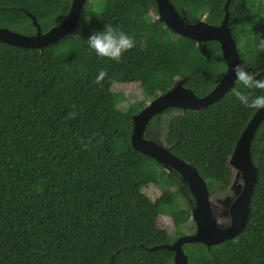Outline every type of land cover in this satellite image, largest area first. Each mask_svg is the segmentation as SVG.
I'll return each instance as SVG.
<instances>
[{"label":"trees","instance_id":"trees-1","mask_svg":"<svg viewBox=\"0 0 264 264\" xmlns=\"http://www.w3.org/2000/svg\"><path fill=\"white\" fill-rule=\"evenodd\" d=\"M227 1L171 0L189 22L214 26L225 19ZM263 2L232 0L228 8L240 63L250 68L264 69L256 47L264 19L245 51L239 33L264 11ZM71 4L0 0V28L35 35L31 14L46 33L66 19ZM155 6L154 0H93L84 7L82 17L92 19L78 24L80 34L76 28L42 49L0 42V264H174L173 251L152 248L188 234L195 199L179 173L134 149L133 117L179 80L187 79L197 96L208 95L227 63L217 41L175 33ZM106 22L142 42L119 63L87 48L88 36ZM101 70L108 75L96 84ZM119 85L139 86L145 100L122 111L127 97ZM238 91L257 94L236 82L209 108L169 109L148 126L163 130L165 147L198 170L211 194L231 186L232 153L257 111L239 103ZM113 111L121 114L115 124ZM251 156L258 177L243 232L210 248L186 244L189 264H264V121ZM154 188L161 191L156 199L149 194ZM162 216L170 217L171 231L160 225Z\"/></svg>","mask_w":264,"mask_h":264},{"label":"water","instance_id":"water-1","mask_svg":"<svg viewBox=\"0 0 264 264\" xmlns=\"http://www.w3.org/2000/svg\"><path fill=\"white\" fill-rule=\"evenodd\" d=\"M158 9L159 19L168 28L184 37L197 42L217 41L221 45L222 55L227 63V70L221 81L206 96L199 97L191 89L185 87L187 79L179 80L168 91L160 94L140 113L133 117V131L131 142L135 150L152 157L164 165L169 172L176 171L189 188L195 199L192 219L196 223V231L179 237L173 244H163L152 249H169L175 253L174 264H189V258L184 250L186 244L201 243L212 247L233 240L240 235L250 214V204L254 185L258 177V169L252 161L251 147L255 134L264 121V110H257L239 138L230 159V166L242 178L240 194L230 207L231 223L225 228L218 227L210 199V191L206 181L198 170L172 153L170 149L154 140L146 138L151 120L168 111L179 109L187 111H201L222 100L235 86V76L232 68L240 63V52L230 27L228 0L225 6L226 16L222 24L214 26L206 21L191 23L183 16L171 0H154ZM88 0H72L66 19L50 31L43 33L37 19L32 16L37 28L35 35H24L7 28H0V42L24 49H42L53 45L75 31L80 24L83 10Z\"/></svg>","mask_w":264,"mask_h":264},{"label":"clouds","instance_id":"clouds-1","mask_svg":"<svg viewBox=\"0 0 264 264\" xmlns=\"http://www.w3.org/2000/svg\"><path fill=\"white\" fill-rule=\"evenodd\" d=\"M91 17H82V23L87 24ZM79 25L76 33L80 34ZM138 42L134 35L129 34L120 26L105 23L100 30L92 31L86 39L87 48L94 52L97 57L106 58L109 61L121 62L125 55L137 47ZM256 47L258 51L264 53V37L257 35ZM235 81L249 91L255 90L256 95L251 96L246 91H238L236 98L239 103L247 109L264 110V69L260 66L250 68L248 64L238 63L232 68ZM108 73L105 70L99 71L95 78V83L100 84ZM75 112L69 113L68 118L74 119Z\"/></svg>","mask_w":264,"mask_h":264},{"label":"rangeland","instance_id":"rangeland-1","mask_svg":"<svg viewBox=\"0 0 264 264\" xmlns=\"http://www.w3.org/2000/svg\"><path fill=\"white\" fill-rule=\"evenodd\" d=\"M92 2L93 0H88L87 4L92 3ZM263 8H264V2H263ZM153 13L159 17L158 9L156 6L153 9ZM83 17H89V14L86 13ZM263 19H264L263 10L261 12H255L254 17L247 22L245 28H243L242 31L239 33L241 51H245L246 47L249 45V43L251 42L254 36L255 27L259 25L260 21H262ZM80 22L82 23V21ZM170 88H172V86H166L164 89H162L161 92L163 93L164 91L169 90ZM116 91L125 92V95L127 97L126 103H124L120 108L122 111H125L128 108V105L131 103L142 102L145 100L142 94V90L137 85H131V86L130 85H119L116 87ZM170 114L174 115L176 114V112L170 111ZM120 115H121L120 113H115L113 111L110 115L111 123L115 124L119 122ZM145 136L147 139L154 140L158 142L159 144L166 146L163 141V138H164L163 130L157 125L153 129H149ZM242 183L243 181H242L241 176L240 175L238 176L236 171L233 170V180H232L231 186L226 191L213 193L210 195L211 204H212L215 218L217 216V219L219 220V222L218 221L216 222L220 223V225L217 223L218 227L225 228L230 225L231 223L230 207L233 201L236 199V197L240 194L241 189L239 188V185H242ZM182 186H183L182 190L183 192H185V184L182 183ZM149 194L153 199H156L161 195V191L159 189L154 188L149 192ZM213 205L215 206V208ZM160 225L168 231H171L173 228L172 221L170 217L168 216L161 217ZM193 226H196V223L191 218L188 224V227H189L188 234L193 233L192 231Z\"/></svg>","mask_w":264,"mask_h":264}]
</instances>
